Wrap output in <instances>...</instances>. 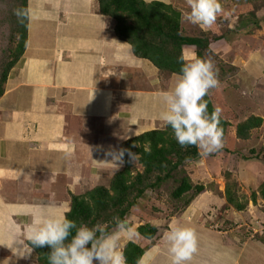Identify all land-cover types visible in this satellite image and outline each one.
Here are the masks:
<instances>
[{
    "label": "crops",
    "instance_id": "1",
    "mask_svg": "<svg viewBox=\"0 0 264 264\" xmlns=\"http://www.w3.org/2000/svg\"><path fill=\"white\" fill-rule=\"evenodd\" d=\"M28 8L27 47L0 96V264H36L17 242L42 212L37 203L46 215H64L69 192L83 194L123 169L105 151L164 126L161 97L179 76L163 83L153 63L116 37L98 0H28ZM193 220L191 264H264V228L251 225L245 238Z\"/></svg>",
    "mask_w": 264,
    "mask_h": 264
},
{
    "label": "rangeland",
    "instance_id": "2",
    "mask_svg": "<svg viewBox=\"0 0 264 264\" xmlns=\"http://www.w3.org/2000/svg\"><path fill=\"white\" fill-rule=\"evenodd\" d=\"M8 2L9 0H0V71L2 61L11 58V28L8 21L11 5ZM163 3L171 4L181 12V31L184 35H204L205 32L209 38L226 36V39L212 41V54L207 53L206 59L219 69L221 65L224 67L225 73L218 72L219 85L210 89L209 95L214 107L222 109L221 116L228 122V127L226 138H222V149L209 155H202L199 150L200 158L186 166L192 182L204 185L205 190L191 202L184 211L185 215L180 209L181 203L172 197L175 187L173 182H165L155 189H149L128 212L126 220L136 234L132 238L122 236V253L129 241L142 247H151L155 243L144 254L140 264H170L165 233L175 224L189 226L194 223L193 216L198 224L212 227L216 232L238 230L244 235L252 230L249 229L251 225L264 228V199L260 194V186L264 181V160L257 159V155L253 154L255 152L264 156V0H220L223 15L218 16L213 26L207 30L185 19V14L189 11L187 0H166ZM185 54L186 62H190L192 54L187 49L184 50ZM163 83L171 85L166 79ZM250 115L262 117L263 123L252 130L250 139H240L236 135L237 124ZM139 170H142V166L136 157L133 171ZM228 171L232 179L238 180L240 184L239 194L249 201L243 211H238L227 203L225 184ZM112 176L110 179H101V182H105L101 184L109 185ZM59 192L56 193L57 199L67 197ZM253 192L257 194L256 202L250 201ZM37 204L45 212L44 206ZM144 223L157 225L158 233L153 243L137 232V227ZM113 230L114 228L111 232ZM262 240L264 241V235Z\"/></svg>",
    "mask_w": 264,
    "mask_h": 264
},
{
    "label": "trees",
    "instance_id": "3",
    "mask_svg": "<svg viewBox=\"0 0 264 264\" xmlns=\"http://www.w3.org/2000/svg\"><path fill=\"white\" fill-rule=\"evenodd\" d=\"M98 2L100 13L115 22L116 37L129 44L133 54L138 58L153 63L166 81L171 80L173 75L180 74L181 65L186 62L185 49L192 54V60L206 59L207 53L212 54V41L220 38L206 37L205 32L204 35H184L181 31V12L171 4L161 2L146 4L144 0H98ZM8 3L11 5L8 10L11 58L1 63L0 96L4 93V84L9 72L24 54L28 43L29 19L21 23L14 14L17 8H28V0H9ZM214 69L225 73L222 65L221 69L216 66ZM204 99L208 101V113L211 114L215 108L213 101L209 94ZM262 123V117L250 115L237 124L236 135L240 139H250L252 130L260 127ZM220 127L223 130L222 138H226L228 122L222 116ZM121 148L136 153L142 170L133 171L134 162L129 160L126 152L123 157V169L113 174L109 185H97L83 194L69 192L70 209L65 215L76 221L77 225L83 223L91 227L103 224L107 231L111 232L115 228L114 218L126 219L128 212L138 203V199L149 189H155L165 182H173L175 185L171 194L181 203L182 214L205 190L204 185L192 182L186 168L189 162L200 158L199 149L195 146L181 147L174 139L170 127L145 130L124 140L119 146V149ZM253 154L257 155V159L264 160L260 153ZM239 190L238 180L232 179L231 173L226 172L227 203L236 210L243 211L249 201L239 194ZM260 194L264 199V181L260 186ZM256 196L257 194L253 192L250 201L256 202ZM137 232L153 243L158 228L153 224L144 223L137 227ZM249 235V231L244 234L245 238ZM154 244L150 246L153 247ZM151 247H142L134 241H129L123 250L126 264H140L144 254ZM33 251L37 264H48L49 248H35Z\"/></svg>",
    "mask_w": 264,
    "mask_h": 264
},
{
    "label": "clouds",
    "instance_id": "4",
    "mask_svg": "<svg viewBox=\"0 0 264 264\" xmlns=\"http://www.w3.org/2000/svg\"><path fill=\"white\" fill-rule=\"evenodd\" d=\"M144 2L152 4L166 0ZM187 4L189 11L185 19L203 30L211 28L224 12L220 0H187ZM14 14L23 23L31 19L32 10L17 8ZM218 85V71L212 62L194 58L182 63L174 86L162 95L163 108L159 119L172 129L174 139L181 147L195 146L202 155L223 148V130L220 127L222 109L215 107L209 114L208 101L204 99L209 90ZM126 152L129 160L134 162L136 153L128 149L108 150L104 155L110 157L118 170L124 163ZM114 223V230L108 232L103 224L91 227L83 223L77 225L67 215L49 216L41 212L25 226L22 240L17 243L24 246L26 242L29 254L35 248H49L48 264H126L120 240L125 235L132 238L136 232L126 219L114 218ZM165 240L170 264H188L197 252L195 232L187 225L171 226L165 233Z\"/></svg>",
    "mask_w": 264,
    "mask_h": 264
}]
</instances>
